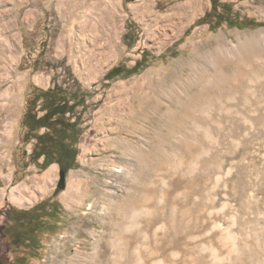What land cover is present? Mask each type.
<instances>
[{
  "label": "rangeland",
  "instance_id": "rangeland-1",
  "mask_svg": "<svg viewBox=\"0 0 264 264\" xmlns=\"http://www.w3.org/2000/svg\"><path fill=\"white\" fill-rule=\"evenodd\" d=\"M216 1L264 22V0ZM210 7L211 0H0V264L74 257L75 264H210L212 228L219 237L241 226L242 207L264 212V26L211 31L197 24ZM218 35L229 54L245 53L226 70L228 86L204 93L180 120L171 117L170 89L194 74L185 61ZM143 55L138 73L105 80ZM75 81L89 96L76 109L77 167L61 187L57 165L39 171L29 163L20 119L34 89L57 83L74 91ZM218 98L225 108L206 106ZM197 116L212 121L199 145ZM116 168L126 173L113 176ZM43 200L57 205L55 221L41 220L50 228L38 250L12 248L16 225L7 234L6 217Z\"/></svg>",
  "mask_w": 264,
  "mask_h": 264
},
{
  "label": "trees",
  "instance_id": "trees-1",
  "mask_svg": "<svg viewBox=\"0 0 264 264\" xmlns=\"http://www.w3.org/2000/svg\"><path fill=\"white\" fill-rule=\"evenodd\" d=\"M234 3L225 2L218 3L216 0H211V7L202 18L197 21L198 25H208V28L213 31L217 30L223 23L227 28L242 29H257L264 26V22H258L253 19H241L235 11H233ZM128 34L123 38V43L127 47H132L135 39L129 42ZM146 56L137 61L133 67L126 68L117 66L112 68L104 76L105 80H113L118 76H130L140 71L143 66V61ZM75 90L71 91L63 84L54 83L49 89H34L26 100L25 110L20 119L22 128V143L30 144V152L28 161L33 164L39 171L47 169L50 165H57L60 172L67 173L71 169L77 167L76 157L78 154V139L82 133L80 129V115L77 114V107H84V99L89 96L84 91L78 82H74ZM60 192L57 187L52 197H55ZM49 202V203H48ZM57 203L54 201L43 200L29 210L16 211L21 215L33 214L37 212L41 225H45L47 221H55L53 215L54 207ZM52 207V208H50ZM43 209L45 211H43ZM55 210H58L55 208ZM4 230L11 235L10 228L15 224V221L6 217ZM26 236L25 232L23 231ZM33 238V234L28 233ZM41 237L38 236V240ZM13 248H18L14 240L9 242ZM29 242L25 250L29 251ZM36 245V244H35ZM23 246V245H22ZM39 248V247H38ZM14 263H17L14 261ZM20 264V263H18Z\"/></svg>",
  "mask_w": 264,
  "mask_h": 264
},
{
  "label": "bare ground",
  "instance_id": "bare-ground-1",
  "mask_svg": "<svg viewBox=\"0 0 264 264\" xmlns=\"http://www.w3.org/2000/svg\"><path fill=\"white\" fill-rule=\"evenodd\" d=\"M223 45L224 38L218 35L212 42L206 44L201 51L194 52L191 58L185 61L191 67L194 74L191 78L188 77L187 80L180 83L178 89L174 86L170 89L169 95L172 100L168 102L166 108L171 117L174 116L177 120H180L185 113V109L188 106L189 109L194 106L197 100L202 99L204 93L218 91L221 87L228 86L229 81L227 80L228 74L226 70L234 66L236 63L234 61L240 60L245 53H243L244 51H240L236 52L235 55H231ZM193 59L200 61L202 64L200 66L193 64ZM246 85L247 83L242 81V86H238L241 88ZM226 105V100L222 101L220 98L215 101L208 100L206 104L207 107L209 106L214 109H222ZM197 111L198 109H196ZM194 112L195 110L193 111V115ZM196 121L197 123H193V126L196 127L198 133L196 134L197 136H194V140H196V145H199L200 141H204L210 125L212 126V121L199 118L198 116ZM129 146L127 143L125 144L126 148H130ZM201 154L197 155L198 161L201 158ZM123 172L125 170L116 168L112 170V175L115 176ZM76 190L70 188L68 196L70 198L77 197L78 192ZM237 210L241 226L234 229L232 225H229L225 229H222L219 237L216 236V232L212 231L216 227L207 233L206 238L209 244L205 246V251L206 255L211 259L210 264H264V212L255 207L252 209L242 207ZM243 225L247 226L244 227ZM222 253H224V256L221 257ZM74 258H70L67 261L56 260L57 262L54 264H75Z\"/></svg>",
  "mask_w": 264,
  "mask_h": 264
},
{
  "label": "flooded vegetation",
  "instance_id": "flooded-vegetation-1",
  "mask_svg": "<svg viewBox=\"0 0 264 264\" xmlns=\"http://www.w3.org/2000/svg\"><path fill=\"white\" fill-rule=\"evenodd\" d=\"M32 213L33 214H29V215H21V214L15 213L11 218L12 221L13 220L15 221V225H16V227H14V230H13L12 240H14L17 243V245L21 244V245H24L25 247L27 243L29 242L28 244L29 247L27 246V248L31 252L37 251L38 246L41 244L40 240H38V236L42 237L43 233L49 231V228H50V225L48 224V222L45 223L44 226L41 225V222L39 218L37 217L36 212H32ZM21 224H24V227L21 226L23 227L21 229L22 231L25 232L26 236L24 235L22 231L20 232L19 226ZM28 233L33 234V238L30 237ZM23 238L24 240L22 241Z\"/></svg>",
  "mask_w": 264,
  "mask_h": 264
},
{
  "label": "water",
  "instance_id": "water-1",
  "mask_svg": "<svg viewBox=\"0 0 264 264\" xmlns=\"http://www.w3.org/2000/svg\"><path fill=\"white\" fill-rule=\"evenodd\" d=\"M65 175L66 173L64 172H59V181H58V185L61 187H64L65 184Z\"/></svg>",
  "mask_w": 264,
  "mask_h": 264
}]
</instances>
